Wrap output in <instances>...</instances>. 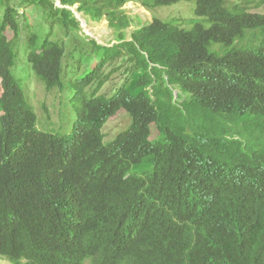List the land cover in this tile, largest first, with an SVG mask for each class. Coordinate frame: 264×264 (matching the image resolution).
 I'll list each match as a JSON object with an SVG mask.
<instances>
[{
    "label": "trees",
    "instance_id": "16d2710c",
    "mask_svg": "<svg viewBox=\"0 0 264 264\" xmlns=\"http://www.w3.org/2000/svg\"><path fill=\"white\" fill-rule=\"evenodd\" d=\"M14 1L45 14L46 28L25 39V58L47 91H75L69 135L38 130L12 75L21 34ZM56 1L62 7L0 0V257L10 264H264V0H186L208 26L154 18L129 40L122 10L129 0ZM75 5L92 21L105 18L115 43L78 45L80 22L66 8ZM55 27L72 51L53 38ZM93 58V68L75 74ZM121 69L117 89L98 94ZM120 110L131 123L104 143L103 128Z\"/></svg>",
    "mask_w": 264,
    "mask_h": 264
},
{
    "label": "rangeland",
    "instance_id": "374dc122",
    "mask_svg": "<svg viewBox=\"0 0 264 264\" xmlns=\"http://www.w3.org/2000/svg\"><path fill=\"white\" fill-rule=\"evenodd\" d=\"M152 1L153 0H129L122 7L123 12L131 20L130 26L124 31L127 40H129L132 31L148 24L154 18L174 25L180 24L184 29H190L196 23L208 26L207 18L197 17L194 14L195 3L193 1L183 0L170 6L155 7L151 9L144 5L147 2L152 3ZM57 5L58 1L55 0V6ZM12 6L17 11V21L21 27L20 45L17 48V64L11 69L12 75L22 88L26 101L35 113L38 130L55 135H69L72 133L77 119V111L73 105L75 91L70 86H67L62 91H59L58 89L47 91L43 82L35 75L25 58V39L27 38L28 33L46 28L45 14L33 5H20L14 1L12 2ZM71 9L75 14V17L80 21V29L73 32V34H76L79 39V43L77 42L78 45H80L81 41L88 42L90 38L103 46L113 45L115 43L117 33L113 28L109 27L105 18L100 21H92L83 13H79L76 5ZM259 11L264 13V7H261ZM3 12L4 6L0 5V23L2 21ZM253 12L256 11L253 10ZM44 32L45 30L43 33ZM7 37H11L10 32L7 33ZM53 38L63 39L67 43V52L73 50V41H70V38H65L60 27L54 28ZM215 47L217 46L214 45L211 49L214 50ZM65 61L69 64H74L73 59L66 57ZM94 63L95 60L93 58L85 63L78 64L79 71L75 74L84 76V71L88 68H93ZM117 65L118 64H115V66ZM112 68H106V73ZM122 72L123 69L113 73L110 79L99 90L98 94H112L122 81ZM130 123V117L123 110L118 111L114 116L110 117L103 128L105 137L104 143L112 141L118 133L128 128ZM151 128V138L154 139L157 136V132L153 125ZM0 264L10 263L6 259L0 257ZM21 264H24V262Z\"/></svg>",
    "mask_w": 264,
    "mask_h": 264
},
{
    "label": "clouds",
    "instance_id": "9594fccd",
    "mask_svg": "<svg viewBox=\"0 0 264 264\" xmlns=\"http://www.w3.org/2000/svg\"><path fill=\"white\" fill-rule=\"evenodd\" d=\"M57 7H59V8L62 7V6L60 5V2H59V1H58V5H57ZM66 8H68V9H70V10L72 11V9H71L72 7H66ZM72 12H73V11H72ZM73 14H74V13H73ZM74 16H75V14H74ZM75 18H76V17H75ZM76 19H77V18H76ZM77 20H78V19H77ZM78 21H79V20H78ZM79 22H80V21H79Z\"/></svg>",
    "mask_w": 264,
    "mask_h": 264
}]
</instances>
